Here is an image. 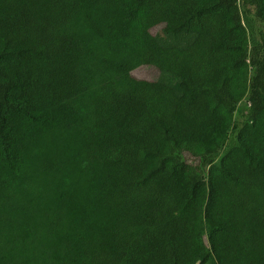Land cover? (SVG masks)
Listing matches in <instances>:
<instances>
[{
    "label": "trees",
    "instance_id": "obj_1",
    "mask_svg": "<svg viewBox=\"0 0 264 264\" xmlns=\"http://www.w3.org/2000/svg\"><path fill=\"white\" fill-rule=\"evenodd\" d=\"M0 264H264V0H0Z\"/></svg>",
    "mask_w": 264,
    "mask_h": 264
},
{
    "label": "rangeland",
    "instance_id": "obj_2",
    "mask_svg": "<svg viewBox=\"0 0 264 264\" xmlns=\"http://www.w3.org/2000/svg\"><path fill=\"white\" fill-rule=\"evenodd\" d=\"M160 29H155L154 32L156 33ZM133 75L139 79H146V80H157L159 78V72L157 69L149 66L140 67L133 72Z\"/></svg>",
    "mask_w": 264,
    "mask_h": 264
}]
</instances>
